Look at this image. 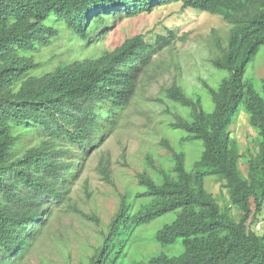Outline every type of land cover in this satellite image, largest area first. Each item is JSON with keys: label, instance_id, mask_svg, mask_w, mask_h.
I'll return each instance as SVG.
<instances>
[{"label": "trees", "instance_id": "16d2710c", "mask_svg": "<svg viewBox=\"0 0 264 264\" xmlns=\"http://www.w3.org/2000/svg\"><path fill=\"white\" fill-rule=\"evenodd\" d=\"M172 3L218 15L229 26L226 44L216 40L218 53L210 60L226 76L216 89L204 84L211 112L177 84L164 90L167 101L187 109L170 127L186 133L179 141L200 142L201 153L187 170L185 156L161 139L171 153L170 172L155 169L147 156L161 178L158 183L147 172L136 176L145 189L139 197L150 201L130 215L123 196L80 264H127L135 230L169 214L174 219L152 240L161 246L179 242L180 254H150L132 264H264V224L254 228L264 211V74L259 81L243 78L264 47V0H0V264H18L32 252L54 216L53 205L68 200L79 163L73 150L82 158L104 140L131 103L140 74L174 38L168 31L150 43L137 35L112 51L47 71L34 57L52 43L55 31L47 23H63L86 48L103 34L97 29ZM242 113L258 135L255 153H243L231 132ZM97 171L111 183L109 158L99 161ZM208 177L223 182L229 199L224 210L205 188Z\"/></svg>", "mask_w": 264, "mask_h": 264}, {"label": "rangeland", "instance_id": "374dc122", "mask_svg": "<svg viewBox=\"0 0 264 264\" xmlns=\"http://www.w3.org/2000/svg\"><path fill=\"white\" fill-rule=\"evenodd\" d=\"M47 25L55 31L52 43L34 56L38 63L45 65L43 68L47 71L60 63L84 59L92 54L98 56L104 50L112 51L137 35L153 43L156 35L166 36L168 31L174 34L171 46L156 54L140 74L131 103L120 115L118 123L106 129L104 140L89 149L82 158L81 153L73 150L77 152L75 157L79 163L75 161L77 172L69 183L68 200L64 204L53 205L54 216L45 232L32 252L18 263L80 264L96 246L99 232L106 229L118 212L123 196L130 215L137 213L150 201L149 198L139 197L145 189L138 185L137 174L147 172L159 183L161 178L157 170L170 172L173 167L168 159L171 153L160 146L161 139L169 140L174 150L185 156L187 170H192L201 153V143L179 141L186 133L172 129L170 124L176 115L185 116L187 109L167 101L164 90L177 84L189 97L199 98L205 112H211L213 104L204 84L216 89L226 76V72L214 68L210 60L218 53L215 41L218 40L222 46L226 44L229 26L218 15L184 9L181 4L172 3L160 6L152 13L126 19L107 31L99 28L97 30L103 33L101 37L98 36L99 40L82 48L76 39L70 38L63 23L48 22ZM263 74L264 47L246 66L243 78L259 81ZM231 132L243 153L257 151L258 135L249 126L246 114L240 115L232 125ZM147 156L152 157L157 170L147 165ZM102 158L110 160V184L97 171ZM239 165L245 174L243 159ZM205 188L224 210L229 199L223 182L208 177ZM230 213L238 217V211L234 208ZM173 219L174 215L169 214L135 230L137 244L127 264L145 261L150 254H180L182 247L179 242L174 246H161L152 240L154 233ZM260 220L254 226L256 231H260L264 224V211Z\"/></svg>", "mask_w": 264, "mask_h": 264}]
</instances>
